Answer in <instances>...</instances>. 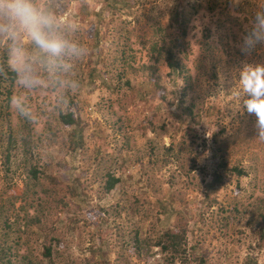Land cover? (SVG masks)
Returning <instances> with one entry per match:
<instances>
[{
	"label": "rangeland",
	"instance_id": "obj_1",
	"mask_svg": "<svg viewBox=\"0 0 264 264\" xmlns=\"http://www.w3.org/2000/svg\"><path fill=\"white\" fill-rule=\"evenodd\" d=\"M103 1L85 0L86 11L78 1H62L63 15L79 23L78 38L89 49L66 103L51 87L34 92L29 121L10 106L20 91L15 78L6 89L9 75L0 76V263L179 264L155 247L128 262L124 257L134 236L154 239L184 217L189 264L198 254L206 264H244L245 258L264 264V238L253 237L245 222L252 206L264 213V141L255 137L254 117L235 111L228 83L242 61H264V47L245 57L236 46L249 13L233 15L228 0H183L180 37L168 18L171 0H122L125 8L107 14ZM155 40L176 52L183 79L170 80L151 49ZM149 76L169 95L152 100ZM180 99L193 117L173 119ZM69 109L77 118L76 147L71 128L58 120ZM220 159L244 175L213 182ZM29 167L39 179H29ZM54 173L57 182L78 186L68 218L57 212L45 178ZM107 175L117 178L109 190ZM158 200L174 210L168 221Z\"/></svg>",
	"mask_w": 264,
	"mask_h": 264
},
{
	"label": "clouds",
	"instance_id": "obj_2",
	"mask_svg": "<svg viewBox=\"0 0 264 264\" xmlns=\"http://www.w3.org/2000/svg\"><path fill=\"white\" fill-rule=\"evenodd\" d=\"M228 6L233 15L249 13L236 46L250 57L264 47V0H228ZM80 30L63 15L62 0H0V76L14 75L20 91L10 106L20 117L33 120L32 93L51 87L66 103L79 87L75 68L89 55ZM228 83L238 101L235 111L254 117L255 137L264 141V61H242Z\"/></svg>",
	"mask_w": 264,
	"mask_h": 264
},
{
	"label": "trees",
	"instance_id": "obj_3",
	"mask_svg": "<svg viewBox=\"0 0 264 264\" xmlns=\"http://www.w3.org/2000/svg\"><path fill=\"white\" fill-rule=\"evenodd\" d=\"M62 1H71V0H62ZM78 1L80 4V11H86V3L85 0H72ZM183 0H171V5L168 11V18L170 20L171 26H173L176 30H178L179 36L183 37L185 34V30L183 28L184 23V13L182 7ZM128 2V1H127ZM127 2L122 4V0H104L102 8L105 9L103 14H107L108 10L110 9H123L127 6ZM89 14L93 16L101 17L103 14H99L94 11H89ZM93 37L94 41L93 44L95 46L98 45V38H97V30L96 28L93 30ZM152 43L151 49L154 50L156 53V59L161 61L165 64V66L169 69L168 76L170 77L171 81H175L177 79H183L185 76H182V64L180 63L178 57L176 56V52L173 50L172 47L168 46L167 44L163 43V40H155ZM156 43H162L163 46H157ZM155 48V49H154ZM9 75L8 80L9 84L6 89L11 84V81L14 80V75L12 73H7ZM147 89H149L150 97L152 100L161 99V97L169 95L168 93L163 94L164 88L159 86L158 81L155 78H151L149 76L148 81L146 82ZM160 87L162 88V94L160 92ZM142 88H140L141 90ZM8 95L9 91H5ZM6 100H8V96H6ZM163 102V101H160ZM174 113L173 119L179 120L181 117L191 118L192 116V108L190 105H183L182 100L180 99L179 102H176L174 105ZM58 120L60 124L65 128H71V132H69V141L73 147H76L80 143V136L79 133L76 132L77 130V118L71 110H67L63 113L58 115ZM75 130H74V129ZM165 148L166 150H171V144ZM7 160V158H6ZM28 177L30 180H37L39 177L37 176V170L35 168L29 167L27 170ZM244 170L240 166H227L223 159H220L218 163L215 164L214 171L212 173V181L215 183H220L226 174H235L237 176L244 175ZM57 173L54 174H47L45 178H48L52 183V191L54 196L57 198L55 200V206L57 207V212L64 214L66 218H68L67 211L70 205L72 197H77L79 193L77 192V188L75 183L68 182V181H61L57 182L56 178L58 175ZM117 182V178H113L110 175H107V178L104 181V187L106 190L112 189ZM61 185L63 189H59L61 191L60 195H58V190L55 191L56 186ZM158 213L163 215L166 221H168L169 216L172 215L174 210H172L171 204L167 202H163L158 200ZM177 214V212H176ZM246 227L249 229L253 237L257 236L258 238H264V234H262V230L264 229V213L259 206H252L249 210V215L246 217ZM253 223L255 225H253ZM186 219L181 217L177 221H174L171 226L164 228L159 234H156L154 239H151L147 235L145 237L134 236L132 242V252L131 254H126L124 259L128 262L129 260H133L138 257V255L143 253H148L151 251L152 247L157 248V251L164 255V258L169 262L177 261L179 264H189L190 258L189 255L186 253ZM193 246L190 245V248ZM43 256L49 257L50 256V249L49 246H43ZM196 262V264H206L205 258L200 256V254L196 255L192 259ZM5 264V263H0ZM8 264V263H6ZM102 264H108L105 261H102ZM127 264V263H126ZM244 264H250V260L248 258L244 259Z\"/></svg>",
	"mask_w": 264,
	"mask_h": 264
}]
</instances>
